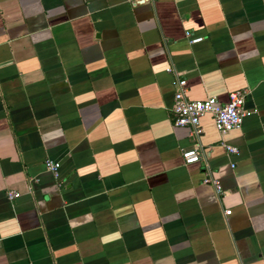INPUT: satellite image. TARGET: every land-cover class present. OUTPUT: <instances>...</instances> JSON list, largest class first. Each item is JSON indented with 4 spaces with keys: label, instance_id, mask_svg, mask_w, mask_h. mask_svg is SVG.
Returning <instances> with one entry per match:
<instances>
[{
    "label": "crops",
    "instance_id": "0c3cea01",
    "mask_svg": "<svg viewBox=\"0 0 264 264\" xmlns=\"http://www.w3.org/2000/svg\"><path fill=\"white\" fill-rule=\"evenodd\" d=\"M0 264H264V0H0Z\"/></svg>",
    "mask_w": 264,
    "mask_h": 264
},
{
    "label": "built area",
    "instance_id": "2783aa9c",
    "mask_svg": "<svg viewBox=\"0 0 264 264\" xmlns=\"http://www.w3.org/2000/svg\"><path fill=\"white\" fill-rule=\"evenodd\" d=\"M186 38L189 39L191 44L202 41V38L199 37L191 38L190 33H186ZM186 93V80L184 78L177 79L171 109L174 117L173 125L175 127H190L195 135L201 133L200 118L203 115H210L215 129L220 135L224 136L231 131L240 129L243 119L250 114L244 109V93H231L228 102L225 104L219 103L215 98L204 101H190ZM227 150L229 153H236V150L233 148H227ZM182 159L185 164L197 163L200 160V150L198 148L184 150L182 151ZM45 167L56 175L59 169V163L47 160ZM203 182L212 185L216 194H222V188L217 181L208 177ZM18 196L19 194L13 191L7 192L9 200H14ZM230 213L231 211H226L224 214L230 215Z\"/></svg>",
    "mask_w": 264,
    "mask_h": 264
}]
</instances>
